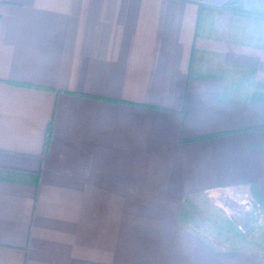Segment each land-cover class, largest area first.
<instances>
[{
	"label": "crops",
	"instance_id": "obj_1",
	"mask_svg": "<svg viewBox=\"0 0 264 264\" xmlns=\"http://www.w3.org/2000/svg\"><path fill=\"white\" fill-rule=\"evenodd\" d=\"M261 225L264 0H0V264H264Z\"/></svg>",
	"mask_w": 264,
	"mask_h": 264
},
{
	"label": "rangeland",
	"instance_id": "obj_2",
	"mask_svg": "<svg viewBox=\"0 0 264 264\" xmlns=\"http://www.w3.org/2000/svg\"><path fill=\"white\" fill-rule=\"evenodd\" d=\"M246 202L248 197H242L237 190L221 192L213 197L200 194L188 201L183 219L193 229L202 232L208 228H227L228 225L245 229L251 225L252 219ZM258 227L257 231L263 233L264 225Z\"/></svg>",
	"mask_w": 264,
	"mask_h": 264
},
{
	"label": "trees",
	"instance_id": "obj_3",
	"mask_svg": "<svg viewBox=\"0 0 264 264\" xmlns=\"http://www.w3.org/2000/svg\"><path fill=\"white\" fill-rule=\"evenodd\" d=\"M230 2L232 3L233 6H236L237 4L240 3V0H230ZM50 139H51V126L49 127L48 133H47L46 144H45V150L46 151L48 149Z\"/></svg>",
	"mask_w": 264,
	"mask_h": 264
}]
</instances>
